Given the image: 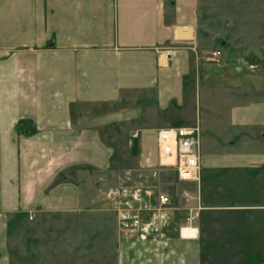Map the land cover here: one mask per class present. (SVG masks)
Masks as SVG:
<instances>
[{
    "label": "crops",
    "instance_id": "1",
    "mask_svg": "<svg viewBox=\"0 0 264 264\" xmlns=\"http://www.w3.org/2000/svg\"><path fill=\"white\" fill-rule=\"evenodd\" d=\"M242 1L211 0L212 23L227 30L220 78L192 59L198 0H0V264H12V220L33 214L79 235L57 264L76 252L75 264H264V78L236 85L239 64H228L244 59L230 32L249 24ZM181 109L191 117L174 127L202 131L195 230L179 232L185 221L160 243L125 240L101 191L113 151L100 131L134 123L136 165L161 169L157 130Z\"/></svg>",
    "mask_w": 264,
    "mask_h": 264
},
{
    "label": "rangeland",
    "instance_id": "2",
    "mask_svg": "<svg viewBox=\"0 0 264 264\" xmlns=\"http://www.w3.org/2000/svg\"><path fill=\"white\" fill-rule=\"evenodd\" d=\"M198 2L200 9V30H202L204 37L198 42V48L192 52V59L196 61V64L200 61L213 64L211 71L220 78L222 76L226 78L224 75L227 65L223 61L226 58L224 56L226 49L220 44V40L223 38L222 33H227L224 27L226 13L219 14L220 17L223 16V19L220 18L219 21L222 22L220 25L224 28H217L211 19V0H198ZM223 2L227 4V0H223ZM229 2L234 6H243L245 4L242 0H229ZM247 4L251 6L252 10L254 7V11L251 10V13H248V16H246L249 24L244 29L230 30L231 33H236V35L240 34V39L238 44L235 45V49L237 50V55L240 58H244L243 61L228 62L230 65L229 69H232L233 65L239 64L237 66L238 70H235L239 77L236 80L234 79V83L239 86L257 84L258 82L262 85V78H264V0H247ZM233 15L236 21L244 20L242 16L243 12L234 13ZM213 36H216L219 40H214ZM216 51L220 52V57L217 61H210L209 58ZM248 53L250 55H244ZM257 71L261 72L258 78L253 77L254 79L251 78L252 80H249L247 76H243V74H254ZM231 80L229 77V81ZM229 84H232V82H229ZM186 111L187 109L172 110L170 116L166 118L165 127L171 126L173 128L180 124V122L182 123L189 119L192 112ZM185 113H188V116ZM152 115L153 118L159 117L158 111H154ZM135 127L136 125L134 123L127 122L106 126L100 131L102 141L113 151L110 170L106 174L107 177L103 180L104 185L101 190L103 197L106 189L117 183L130 186L138 185L150 190L153 206H156V199L160 194L167 195L171 201L168 212L172 214V219L168 225L169 227L167 226L164 232L168 230V232L172 233L180 225L185 223L189 208L199 207L200 211L198 204L195 207L192 204L193 202L198 203L200 181L198 183L179 181L177 172L173 168L144 170L138 167L128 147L130 132ZM160 170L161 172H159ZM190 184L194 185L197 195L192 194L194 189L192 190L189 186ZM184 191H188L192 198L188 203L182 197V192ZM194 199L196 201H193ZM107 209L113 212L110 207ZM65 223L64 218L57 215L43 214L37 217L33 214L32 216H16L10 224L8 238V252L12 264H57L56 257L67 258L69 254L65 252L66 246H72L73 241H75L74 237L78 234H70L71 231L69 232L63 226ZM122 238L132 242L137 241L127 239L123 235ZM77 257H79V254L76 252L74 257L71 258L74 264L77 261Z\"/></svg>",
    "mask_w": 264,
    "mask_h": 264
},
{
    "label": "built area",
    "instance_id": "3",
    "mask_svg": "<svg viewBox=\"0 0 264 264\" xmlns=\"http://www.w3.org/2000/svg\"><path fill=\"white\" fill-rule=\"evenodd\" d=\"M209 58L217 61L220 52ZM201 128L198 124L189 127L162 128L157 130L156 149L158 166L173 168L179 181H200ZM151 191L142 186H130L117 183L109 186L104 199L118 219V229L125 238L137 241L160 243L164 238V229L170 224L172 214L168 212L169 197L160 194L156 206L152 204ZM185 202L192 198L188 191L182 192ZM199 207L189 208L186 223L180 228L192 227L198 217ZM194 229V228H193ZM195 230V229H194Z\"/></svg>",
    "mask_w": 264,
    "mask_h": 264
}]
</instances>
